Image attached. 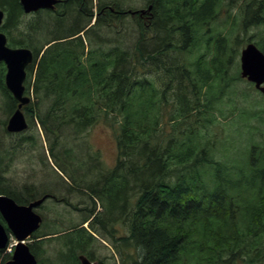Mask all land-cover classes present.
I'll use <instances>...</instances> for the list:
<instances>
[{
    "label": "trees",
    "instance_id": "16d2710c",
    "mask_svg": "<svg viewBox=\"0 0 264 264\" xmlns=\"http://www.w3.org/2000/svg\"><path fill=\"white\" fill-rule=\"evenodd\" d=\"M128 2L60 0L27 14L20 0H0L9 46L34 53L25 81L34 129L13 134L0 118V194L27 204L58 191L61 205H87L67 212L83 222L104 203V231L63 220L39 228L30 243L39 264H82V254L100 264H264V95L234 61L249 42L264 52V0H148L146 14H132L139 9ZM224 6L237 20L226 32ZM5 74L0 62L11 115L18 101ZM227 120L236 141L218 132ZM101 122L117 132L110 168L87 139L77 145ZM244 128L256 135L247 154L234 157ZM38 145L44 191L9 175ZM89 163L94 196L56 180L51 167L70 179ZM11 255L0 249L3 263Z\"/></svg>",
    "mask_w": 264,
    "mask_h": 264
},
{
    "label": "water",
    "instance_id": "95a60500",
    "mask_svg": "<svg viewBox=\"0 0 264 264\" xmlns=\"http://www.w3.org/2000/svg\"><path fill=\"white\" fill-rule=\"evenodd\" d=\"M25 13L40 9H54L60 0H20ZM152 5L148 7V10ZM143 13L146 10L142 11ZM5 18L4 10L0 9V26ZM34 60V53L28 47H12L8 45L7 35L0 30V62L6 65L5 84L18 106L8 118L6 128L10 133L25 131L29 124L23 107L31 98L26 95L25 80L27 66ZM241 77L254 83L255 88L264 94V52L254 43L249 42L242 47L240 53ZM43 198L20 204L14 198L0 194V214L5 224L0 220V249H4L11 237L16 239L12 257L4 264H38V258L30 248L29 239L40 228L42 217L37 208ZM82 264H98L80 255Z\"/></svg>",
    "mask_w": 264,
    "mask_h": 264
},
{
    "label": "rangeland",
    "instance_id": "374dc122",
    "mask_svg": "<svg viewBox=\"0 0 264 264\" xmlns=\"http://www.w3.org/2000/svg\"><path fill=\"white\" fill-rule=\"evenodd\" d=\"M94 1H95L94 4H96L98 2V0H94ZM128 3H130V5L132 7L141 10V9H147L145 7L148 4V0H131V2H128ZM228 13L229 12L226 10V7L224 6V8L222 9V11L220 13V20H219L220 27L226 29L224 32H226L230 29L231 24H232V26H235V23L237 21V20H235V18H231L228 15ZM238 13H240V3L235 4L233 6V8L231 9L232 16H234L235 14H238ZM226 25H227V27H226ZM122 26H123V24H122ZM125 27L126 26H124V28ZM239 33L240 32L235 33L234 35H232V37H236L237 34H239ZM241 50H242V47L239 48V53L236 55V57L234 59V61H237L239 64L240 75H241V66H240ZM94 58L96 59L97 57H94ZM245 80L248 81L247 79H245ZM248 82L252 83L250 81H248ZM239 85L240 86L245 85V81L240 82ZM7 99L8 98L5 96L3 91H0V118L4 119V120L8 119L10 116L8 113L9 110L7 109V106H6L7 105ZM251 128H253V127H251ZM251 128H249V129H251ZM33 129L34 128H31L30 130H26L23 133L27 134L29 131H31ZM217 129H218V132L220 133V135H222L223 137H230L231 138L230 141L231 140L236 141L237 134L232 131L233 126L229 120L221 123L219 126H217ZM244 129H245V132L241 135V137L239 139V140H241V145H237L236 151L232 154V156H234V157H241L243 153L247 154V151L245 148L250 146V142L252 141V139L256 135L255 130L251 129V133H249L248 131H246V128H244ZM228 134H230V135H228ZM116 135H117V132L114 128H111L110 126H108L104 122H101V123H98L95 126H93L85 134L81 135V137L77 140V145L79 144V141L83 143V140L87 139L89 144L93 147V149L95 151L99 152L103 164H105L106 167L110 168L115 164L116 159H117ZM260 146L264 147V141H262V143H260ZM38 149H39L38 150V153H39L40 152V145H38ZM83 151H84V148H83L82 152ZM38 153L36 150L34 151V147H33V151L25 152V154L21 155V157H22L21 160L13 161V163L11 164L12 170H11L9 175L12 178V181L14 183H17V184H20V183L21 184H26V183L36 184L37 186H39V190L44 191L45 187H43L42 182L45 179H49V176L46 172H44V170H42L43 169V166H42L43 163L39 161ZM87 154L88 153L86 152V155ZM33 159H35L34 162H33ZM50 162L53 163L51 158H50ZM82 166H83V164H81V167ZM46 170H48V168H46ZM39 190H38V192H39ZM55 193L57 195H61V193L58 191ZM72 201L76 202V199L72 198ZM54 202H55V204H58V205H55ZM59 203H60V201L56 202V201H51V200L46 203L47 211L45 213L47 214V217L45 218V224L48 225L47 228L56 227L55 226L56 225L55 220H57V221L63 220L65 222H69L68 225L75 223V221H76V223L80 221V216L77 213L68 214L67 212H70V208L67 207V205L59 206ZM101 239L102 238H100L99 240H101ZM15 241H16L15 238L11 237L10 242L14 243ZM102 242L104 243L103 240H102ZM8 252H9V250H8ZM49 253H50V251L48 249L47 254L50 255ZM46 256L47 255L43 256L44 259L46 258ZM0 264H3V256L0 257ZM38 264H39V260H38ZM40 264H59V263L54 259L52 262L47 260L46 263L42 262Z\"/></svg>",
    "mask_w": 264,
    "mask_h": 264
},
{
    "label": "flooded vegetation",
    "instance_id": "af4514ba",
    "mask_svg": "<svg viewBox=\"0 0 264 264\" xmlns=\"http://www.w3.org/2000/svg\"><path fill=\"white\" fill-rule=\"evenodd\" d=\"M31 101L22 108L28 122H29V118L27 116V111L26 110L28 109V106L30 105ZM38 150H37V153H38ZM40 154H41V152L38 153V156H40ZM66 164H67L68 169H69L71 166H69V163H66ZM83 166H85V164H83ZM51 167H52V170H53V172L55 174L54 178L56 180L60 181V180L64 179L65 181H69V183L72 184V186L74 187V190H77V191H79L81 193H83V191H85L90 196H94L93 189H91V187H87V185L91 186L92 185V181H93V178L91 176L92 170L90 168V163L87 166H85V167H87V170H85V171H83V170L77 171V173L79 175L78 176L73 175L72 177H70V179L67 176H65V174L58 167H56L55 165L51 164ZM83 173H85L86 175L83 176L82 175ZM43 197H45V199L38 206L37 211L42 217V222H41V225H40L41 227L40 228H47L48 225L45 224V218L47 217V214L45 213L47 211L46 203L48 201H50V200L51 201H56V200H58L60 198H58V195L56 193L52 194L51 192H48V193L44 194L43 196H40V198H43ZM84 202H86V201H84ZM59 204L61 205L62 203H59ZM69 206L74 212H86V209H87V205H85L83 203H79V202H71V204ZM67 228H103L101 230L104 231V203L103 202H102V204L100 202L98 203L94 213L92 214V216L87 221L83 222V220L80 219L79 222L76 223V221H75V223H72ZM90 231L92 232V234L94 236H96V238H98V239L102 238L101 234L99 232H95V231H92V230H90ZM103 238L101 239V241L102 240L104 241ZM98 239H97V241L99 242ZM91 247H92L91 249H95V251L99 250V246L97 245V242L94 243ZM88 259H90L91 261H96L98 264H100L98 260H93L91 258H88Z\"/></svg>",
    "mask_w": 264,
    "mask_h": 264
},
{
    "label": "bare ground",
    "instance_id": "6f19581e",
    "mask_svg": "<svg viewBox=\"0 0 264 264\" xmlns=\"http://www.w3.org/2000/svg\"><path fill=\"white\" fill-rule=\"evenodd\" d=\"M149 6H150V5H149ZM143 10H146V12L143 13V12H142ZM139 11L141 12V14H146L149 10H148V8H147V9H141V10H134V11H131V10H130V12H131L132 14H135V13H137V12H139ZM6 97H7V96H6Z\"/></svg>",
    "mask_w": 264,
    "mask_h": 264
}]
</instances>
